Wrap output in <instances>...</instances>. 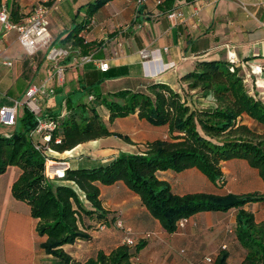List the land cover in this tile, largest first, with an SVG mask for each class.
Here are the masks:
<instances>
[{
    "label": "crops",
    "instance_id": "obj_1",
    "mask_svg": "<svg viewBox=\"0 0 264 264\" xmlns=\"http://www.w3.org/2000/svg\"><path fill=\"white\" fill-rule=\"evenodd\" d=\"M164 1L109 0L88 18L87 9L97 0H61L49 13L50 48L67 51V56L57 62L47 60L49 47L27 55L17 41V34L4 32L0 38V109L16 101L22 103L29 86H44L54 94L38 97L41 113L61 118L66 116L67 98L74 97L77 102L91 100L93 92L81 93L87 85L106 95L143 90L149 83L167 85L192 107L194 92H188L180 78L193 71L198 62H228L229 51L235 54L240 75L245 78L250 75L246 85L249 94L264 103V75L250 73L251 68L264 65V0H195L192 3L175 0L168 8ZM12 2L18 4L20 14L26 17L38 0H0V6L5 4L10 12ZM174 11L180 12L181 17L169 20L167 15ZM79 24H88L79 35L89 46L86 54L70 39H65ZM141 52H146L147 57L143 58ZM82 57L91 58L92 62L82 64ZM99 61L108 64L106 72L97 68ZM95 82H99L96 89V85H91ZM22 107L20 114L17 109L16 120L24 114ZM97 112L109 131L116 135L80 144L64 153L52 152V160L66 161L72 169L93 168L120 154H141L146 144L168 136L167 126H153L137 113L108 123L107 111L98 107ZM15 131V124L5 126L0 122V136L8 137ZM221 170L220 188L195 168L180 173L158 171L156 178L166 182L171 192L179 196L264 195V182L246 161H226ZM19 174L17 167H9L0 175V264H47V255L40 249L44 238L35 233L29 207L11 195V186ZM98 187L102 210L114 219L103 230L83 231L90 236V241L77 240L73 245L64 246V251L67 252V247L89 243L96 252L107 253L122 244L124 230L129 229L135 242L144 244L132 259L133 264H206L208 257L214 263L221 252L228 256L226 264H241L244 259V251L234 234L236 209L226 213H198L188 218L182 228L167 233L124 183ZM245 209L254 215L256 223L264 221V202L250 203ZM145 233L152 236L142 240Z\"/></svg>",
    "mask_w": 264,
    "mask_h": 264
},
{
    "label": "trees",
    "instance_id": "obj_2",
    "mask_svg": "<svg viewBox=\"0 0 264 264\" xmlns=\"http://www.w3.org/2000/svg\"><path fill=\"white\" fill-rule=\"evenodd\" d=\"M107 1L97 0L91 4L87 17L91 18ZM174 1L165 0L166 8ZM9 13L13 24L25 18L16 2H12ZM88 24L76 25L65 38L83 50V54L89 46L79 35ZM180 81L188 92H194L192 108L185 98L162 83H149L135 92L122 90L106 95L87 85L81 93L93 92L92 99L77 102L74 97L67 98L65 117L41 113L44 119L55 123L48 143L42 142L40 136L31 135L36 120L25 107L23 116L16 120V131L8 137L0 136V175L9 167L20 170L11 186L12 198L29 207L35 233L44 238L40 249L54 264H133L132 259L143 248V243L119 244L107 253L98 251L84 261L73 259L63 249L77 240L90 241V236L83 231H100L114 219L102 210L98 186L117 182L124 183L140 198L141 204L167 233H174L181 219L198 213H226L236 209L234 234L244 251L241 264H264V221L256 223L254 215L245 209L250 203L264 202V195L196 193L179 196L171 192L166 182L156 178L158 171L180 173L195 168L220 188L222 163L239 159L257 170L264 182V130L258 134L243 123L247 117L264 126V103L249 94L239 69L228 62H198ZM98 83L91 85H96V89ZM98 107L107 111L108 123L137 113L153 126H167L168 136L146 144L141 154H120L93 168L68 166L64 178L56 180L64 184L54 185V180L44 176V148L64 153L80 144L116 135L103 122ZM227 257L221 252L213 264H226Z\"/></svg>",
    "mask_w": 264,
    "mask_h": 264
},
{
    "label": "built area",
    "instance_id": "obj_3",
    "mask_svg": "<svg viewBox=\"0 0 264 264\" xmlns=\"http://www.w3.org/2000/svg\"><path fill=\"white\" fill-rule=\"evenodd\" d=\"M61 0H38L35 8L20 22L13 24L10 22V13L5 4L0 6V38L4 32L14 31L17 34V41L19 45L24 49L27 55H33L37 50L42 48H48L46 58L50 62H57L60 58L67 56V51L62 49L50 48L51 37L49 33V13L52 7L60 2ZM146 0H138V3H145ZM181 17L180 12H170L167 15L169 20H175ZM2 56V51L0 49V58ZM143 58L147 57L146 52H141ZM228 63L233 67H238V62L235 54L231 51L227 52ZM92 62L91 58L82 57L80 63L87 64ZM5 65L10 66V63ZM97 68L101 72H106L109 67L106 62L99 61L96 63ZM173 66V65H172ZM171 66V67H172ZM61 72V71H60ZM251 75H264V65L255 66L251 68ZM250 75L243 77V83L245 86L248 84V78ZM54 94L52 89L46 90L44 86H29L25 92L23 102H14L10 107H2L0 109V122L5 126H13L16 122L17 109L19 106H24L35 118L36 127L31 132L33 136H40L42 142L48 143L50 141V133L55 129V123L51 120H46L41 116V110L37 105V99L39 96L50 97ZM92 99V97H90ZM59 141L56 140V143ZM37 150L40 149L39 146L36 147ZM46 160L44 166V176L46 179L60 180L64 178L65 171L68 168V163H59L52 160L49 155L52 154L48 147L44 148ZM187 222V219H181L177 228H182ZM118 227H122L120 223L117 224ZM104 228L102 227L101 230ZM125 236L122 239V244L126 246H134L136 244L135 240L131 236V231L125 229ZM152 236L151 233H145L141 236L142 240L148 239ZM225 249V247H222ZM206 264H213V259L208 257L205 259Z\"/></svg>",
    "mask_w": 264,
    "mask_h": 264
},
{
    "label": "rangeland",
    "instance_id": "obj_4",
    "mask_svg": "<svg viewBox=\"0 0 264 264\" xmlns=\"http://www.w3.org/2000/svg\"><path fill=\"white\" fill-rule=\"evenodd\" d=\"M191 104V103H190ZM193 107V106H192ZM191 107V108H192ZM23 107L21 106L18 109V113H22L23 112ZM243 123L248 126L250 129H252L253 131L257 132L258 134H261L264 130V126H261L257 123H255L254 121L250 120L247 117H244ZM10 129V128H7ZM66 163V161H60L59 163ZM64 184V182L62 181H54V185H61ZM245 196H249V195H245ZM254 203H258V202H254ZM94 247L89 246V243H85L84 245H80V246H74V247H67V253H69L71 255V257L75 260H79V261H84L86 259H88L89 257H92L95 255L96 251L93 249ZM46 262L47 264H54L53 260L51 258H47L46 256ZM35 262H38V259H35Z\"/></svg>",
    "mask_w": 264,
    "mask_h": 264
}]
</instances>
